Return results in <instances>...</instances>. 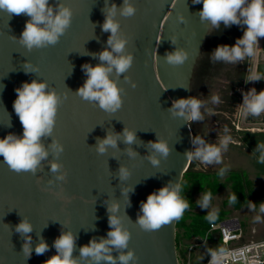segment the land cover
I'll return each mask as SVG.
<instances>
[{
	"label": "water",
	"instance_id": "obj_1",
	"mask_svg": "<svg viewBox=\"0 0 264 264\" xmlns=\"http://www.w3.org/2000/svg\"><path fill=\"white\" fill-rule=\"evenodd\" d=\"M58 2L72 9L71 26L56 45L31 51L19 43L29 17L0 11V139L9 133L23 134L13 109L15 89L22 83L33 79L46 82L48 90L54 89L63 99L52 135L41 138L49 154L35 174L10 170L0 156V264H44L56 253L55 239L68 231L76 238L73 257L80 264H93L80 258L79 250L94 238H107L112 203L119 206L112 214L130 233L126 249L111 251L117 264L118 256L128 251L134 253L129 264H179L177 220L146 232L137 218L141 202L169 182H182L192 162L185 155L194 150L191 123L174 117L169 109L173 101L191 97L194 72L212 30L198 16L202 4L192 0H132L137 9L133 16L117 14L121 34L128 40L125 50L134 60L118 79L124 90L122 107L107 113L75 95L87 78L82 65L100 63L93 54L107 47L110 33L101 28L106 0H49L53 6ZM122 3L107 0L108 7L115 4L119 8ZM258 46L257 75L264 74V38ZM177 48L184 49L188 59L183 65L167 64L165 53ZM25 64L38 71L26 72ZM252 88L264 90V78L254 81ZM251 117L264 123V114ZM125 128L136 134L131 145L123 142ZM108 132L121 134V138L116 147L109 146L99 154L97 140ZM158 139L169 146L166 158L149 147V141ZM54 140L64 148L59 156L50 147ZM129 148L135 156L128 154ZM150 156L158 165L152 164ZM53 161L63 165L60 173L51 172ZM121 166L130 173L123 180L118 174ZM61 173H66L63 181L56 179ZM21 219H27L33 228L30 257L23 251L25 238L15 231ZM40 237L49 245L43 255L34 251ZM213 238L218 240L219 236L214 234Z\"/></svg>",
	"mask_w": 264,
	"mask_h": 264
},
{
	"label": "clouds",
	"instance_id": "obj_2",
	"mask_svg": "<svg viewBox=\"0 0 264 264\" xmlns=\"http://www.w3.org/2000/svg\"><path fill=\"white\" fill-rule=\"evenodd\" d=\"M193 4H202V9L198 12L200 21L207 22L209 29H219L221 25L229 28L232 25L244 28L242 37L235 41V44L218 45L210 54L213 63L236 64L244 61L254 54V48L258 46L259 38H264V0H192ZM136 7L132 0H123L122 5L112 4L104 10V22L101 28L104 32L110 33L107 40V47L99 53L93 54V58L98 57L100 63L82 65V70L86 75L83 85L76 90L75 95L82 100L98 106L107 113L117 112L123 105V89L118 86L119 77L126 73L133 64L134 56L126 52L127 38L121 34L117 14L123 17H131L136 13ZM0 11H5L9 15H27L29 19L19 37V43L26 49H42L56 45L60 38L71 26L73 11L63 2H58L55 6L49 0H0ZM181 20L183 18L181 17ZM15 39V38H14ZM174 43V41H173ZM188 59V53L181 48L165 53L164 60L172 66L183 65ZM25 71H38L31 64H25ZM264 78V74H254L245 79V82L259 81ZM127 79V78H126ZM134 86V85H133ZM167 90V89H164ZM16 99L13 102V109L18 116L23 128L22 136L13 133L7 134L0 139V156L10 170L21 173L31 172L35 174L40 162L47 158L48 151L41 143V138L51 136L56 124V117L59 106L63 99L52 89L48 90L46 82L33 79L31 82H24L15 89ZM66 98V97H65ZM211 103H220L218 95H211ZM205 101L191 96L180 98L172 103L169 111L176 117L184 118L190 125L192 122L204 120L201 109ZM243 113L251 116L264 114V90L259 92L255 88L243 94L242 104L237 106ZM208 114L212 115V110L208 109ZM10 126V125H9ZM227 131V129L225 130ZM123 142L131 145L136 142L134 131L125 128L122 133ZM121 134L108 132L103 139L97 140L96 151L104 154L109 146L116 147ZM230 137L219 138V143H207L205 139L196 135L193 137V151L185 153L188 161L197 160L205 166L219 164L222 162V151H226ZM149 147L163 157L169 155L170 149L162 139L149 141ZM52 151L59 156L64 148L59 141H53L50 145ZM254 152H258V163L264 164V143L257 144ZM130 156H135L130 148ZM153 165H158L159 161L154 157H149ZM63 165L53 161L50 164L51 172L60 173ZM227 171L221 168L219 175L223 176ZM121 180L129 176L126 167L119 168ZM66 173L56 176L57 180L63 181ZM181 182H169L157 191L150 193L146 201L141 202L140 215L137 223L146 232L159 230L163 225L169 224L173 220L181 218L184 212L190 207L188 199L183 196ZM212 200L210 192L204 193L196 201L202 208L206 209V219L212 223L217 219L215 209L209 211ZM237 196H230V203H235ZM118 204L112 203L109 206L108 225L110 230L107 238L97 241L92 239L87 245L79 250L80 258H88L93 264H100L106 261L107 264H117V258L111 255L113 249H126L130 239V233L123 228L121 219L113 215L118 210ZM249 207L255 210L256 204L249 202ZM259 212L264 213V202L260 203ZM259 216L256 217L258 221ZM15 231L25 238L23 251L27 257L32 254L31 236L32 225L27 219H21L15 225ZM75 236L72 232H61L55 239L53 247L56 253L47 259L44 264H80L79 259L73 257L75 249ZM49 250V245L40 237L35 246V253L43 255ZM210 264H219V259L215 253H211ZM134 259V253L128 251L127 254H120L118 260L120 264H129Z\"/></svg>",
	"mask_w": 264,
	"mask_h": 264
},
{
	"label": "rangeland",
	"instance_id": "obj_3",
	"mask_svg": "<svg viewBox=\"0 0 264 264\" xmlns=\"http://www.w3.org/2000/svg\"><path fill=\"white\" fill-rule=\"evenodd\" d=\"M219 35L232 30L230 36L231 45L242 37L244 28L232 25L229 28H220ZM221 39V36H220ZM261 38L258 40V44ZM229 45V46H231ZM258 47L254 48V54L247 57L244 61L236 64H219L207 74L206 71L196 77L192 85L194 96L205 101L201 111L204 120L192 122L191 127L194 136L199 135L207 143H219V138L228 136L230 141L226 151H222V162L205 166L197 160H193L191 165L194 170L210 173L212 177L222 183V188L217 194L212 196L209 211L215 209L217 214L224 213L223 218L236 217L242 226V240L244 242L264 239V213L259 212L261 202H264V164L258 163V152H254L257 144L264 143V129L256 130L258 127L252 119L250 120L243 111L237 106L243 102V94L252 89L253 82H245V79L255 74V67L258 61ZM218 95L220 103H211V95ZM208 109L212 110V115L208 114ZM262 128V127H261ZM227 129V131H225ZM190 165V166H191ZM226 168L223 176L219 175L220 169ZM234 175L240 176L241 181L246 184L248 201L241 208H235L230 203ZM256 191H261L256 194ZM201 193L196 194L194 199L197 201ZM249 202L256 204L255 210L249 207ZM208 210L202 209L196 202V206L183 214L184 224L189 222L190 217L196 213H207ZM187 213L189 215H187ZM187 215V216H184ZM260 219L257 221L256 217ZM178 226L177 233L179 242L177 252L179 261L183 260L184 249L187 248L198 235L187 236L185 227ZM201 234L200 236H203ZM212 241V239H210ZM220 248V242H207L198 246L194 251V257L204 259L214 249Z\"/></svg>",
	"mask_w": 264,
	"mask_h": 264
},
{
	"label": "trees",
	"instance_id": "obj_4",
	"mask_svg": "<svg viewBox=\"0 0 264 264\" xmlns=\"http://www.w3.org/2000/svg\"><path fill=\"white\" fill-rule=\"evenodd\" d=\"M223 27H224L223 25L220 26V28ZM220 28L212 29L210 34L208 35L207 40L203 47L202 57L199 59L194 72L193 82L196 79V77L201 75L200 72L202 69H204L202 70L203 73H205L206 71L207 74H210L214 67H216L219 64H222L220 62L213 63L209 57L210 54L218 45H222V44L231 45L230 36L233 34V31L229 30L227 31L226 34L222 33L221 35H219L220 33L219 31H222ZM234 178H235V182L233 183L231 195L235 194L237 196V201L233 203V205L235 208H241L248 201L247 187L246 184H244L241 181L240 176L234 175ZM181 184L183 187L182 194L185 199H188L190 205V207L186 211L192 210L196 206V201L194 199L196 194L201 193V195H203L204 193L210 192L213 196L214 194H217L222 188V183L214 179L210 173L194 170L192 165L190 166L189 170L184 174ZM260 192L261 191H256L255 193L259 194ZM187 215L189 214L187 213ZM206 215L207 213L204 212L193 214L190 217L189 222L184 224V226H183V222L185 221L184 219L185 217L183 218L182 216L181 218L177 219V227L178 226L185 227V232L188 237L194 235L200 236L205 232V230L210 225V222L206 219ZM223 216L224 213L222 212L217 214L216 221L224 219ZM176 241L177 243L179 242L178 233H177Z\"/></svg>",
	"mask_w": 264,
	"mask_h": 264
},
{
	"label": "built area",
	"instance_id": "obj_5",
	"mask_svg": "<svg viewBox=\"0 0 264 264\" xmlns=\"http://www.w3.org/2000/svg\"><path fill=\"white\" fill-rule=\"evenodd\" d=\"M214 234L219 236L218 240L213 238ZM207 242H220V248L211 252L216 254L219 264H264V239L244 242L241 222L236 217H228L210 223L204 235L195 238L184 249L183 260L179 261V264H210V254L204 259L198 260L193 254L198 246Z\"/></svg>",
	"mask_w": 264,
	"mask_h": 264
},
{
	"label": "flooded vegetation",
	"instance_id": "obj_6",
	"mask_svg": "<svg viewBox=\"0 0 264 264\" xmlns=\"http://www.w3.org/2000/svg\"><path fill=\"white\" fill-rule=\"evenodd\" d=\"M213 75L215 76L216 75V73H214L213 72ZM191 96H194V93L191 91ZM248 116V118H250V120L252 119V117H251V115H247ZM253 124H255L256 126H258V127H255L254 126V128L256 129V130H259L258 128H260V129H264V123H262V122H255V123H253ZM262 127V128H261Z\"/></svg>",
	"mask_w": 264,
	"mask_h": 264
},
{
	"label": "crops",
	"instance_id": "obj_7",
	"mask_svg": "<svg viewBox=\"0 0 264 264\" xmlns=\"http://www.w3.org/2000/svg\"><path fill=\"white\" fill-rule=\"evenodd\" d=\"M260 42V41H259ZM248 116H246V118H247ZM250 119V118H249ZM264 125V124H263Z\"/></svg>",
	"mask_w": 264,
	"mask_h": 264
}]
</instances>
